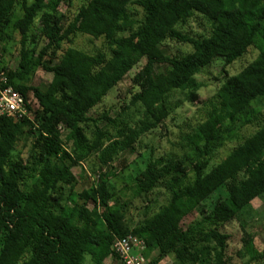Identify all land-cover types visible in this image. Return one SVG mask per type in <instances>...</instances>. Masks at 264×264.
<instances>
[{
	"label": "trees",
	"instance_id": "obj_1",
	"mask_svg": "<svg viewBox=\"0 0 264 264\" xmlns=\"http://www.w3.org/2000/svg\"><path fill=\"white\" fill-rule=\"evenodd\" d=\"M52 1L66 10L59 12ZM16 5L22 10L13 23L20 34L19 62L5 74L24 96L27 114L0 115V264H104L110 257V264H123L112 245L126 235L144 242L145 258L155 248L159 256L195 259V248L212 242L214 264H225L229 235L222 227L243 219L254 198H264V114L243 120L254 130L211 167L210 149L220 132H230L234 120L264 98V0H0V29ZM196 13L210 23L207 36L178 29ZM77 35L101 39L105 47L77 48ZM167 39L191 50L166 54ZM251 46L255 58L201 101L204 117L182 135L194 157L150 155L134 176V196H145L147 204L137 221L129 219L128 204L109 185L113 160L164 122L174 91L195 102L203 86L195 76L218 59L224 72ZM142 58L129 99L141 106L142 117L114 133L95 123L88 135L90 110ZM36 67L51 74L44 89L26 78ZM30 94L37 106L29 103ZM92 156L98 178L79 191L71 169ZM158 186L165 192L161 204L149 199ZM220 187L225 197L184 228L183 219ZM239 256L243 264H264V250L250 233L242 237Z\"/></svg>",
	"mask_w": 264,
	"mask_h": 264
},
{
	"label": "rangeland",
	"instance_id": "obj_2",
	"mask_svg": "<svg viewBox=\"0 0 264 264\" xmlns=\"http://www.w3.org/2000/svg\"><path fill=\"white\" fill-rule=\"evenodd\" d=\"M51 5H55V8L59 12L66 10V6L62 2L55 4L52 1ZM50 8H47L45 11L47 13L51 12L52 9ZM136 9L139 11V8ZM21 15V6L16 5L10 17L0 29V37H2V40H0V70H3L5 73L8 70L18 68L20 34L14 28L13 23ZM35 24L38 32L40 30L39 18H36ZM178 29L193 37H203L209 34L211 26L204 16L196 13L185 25L178 26ZM74 46L88 52L105 47L101 39L93 38L89 35H77ZM162 48L166 54L176 55L189 52L191 45L167 39L164 41ZM33 51H35V44L29 45V58H31ZM257 52L255 47H249L242 57L225 66L224 72L222 71V60L219 59L202 69L201 73L195 76L203 84L198 91V99L195 102H188L184 100L185 94L183 92L174 91L169 97L171 112L164 122L153 130L142 134L138 138L137 143H135L132 152L119 154L113 160L110 171L115 173V176L110 178L109 185L115 197L128 204L129 219L137 221L143 213L144 206L147 204L145 196H134L133 187L135 182L134 176L144 168L149 156L158 157L162 154H182L183 152H187L190 155L189 157H194V154L185 145L182 135L186 132H191L193 126L204 117L206 109L201 104V101L212 96L226 76L239 72L255 58ZM144 63L145 58H142L116 86L109 90L102 101L90 110L89 116L94 122H88L86 129L88 135H90L89 133L95 123L107 131L114 133L117 127L123 123L134 126L142 117L141 106L139 104H130L129 99L132 90L136 89L133 86L132 77ZM28 77L29 83L44 89L51 79V74L40 67H36L34 72L26 78ZM28 101L31 103V106H37V102L32 94L29 95ZM253 114H257V116L264 114V98L254 100L250 104L248 115L237 117L231 125L230 132H220L219 139L214 142V145L210 149V151L212 150L209 161L210 167L225 157L241 141V137L254 130L252 123L242 124L243 120H247ZM110 120H114L113 123L116 126ZM62 135L64 136V131H62ZM104 170H106L105 167L101 169V171ZM71 171L77 180L74 188L79 191L82 188H88L98 178L99 170L95 156L74 165ZM164 195V188L158 186L150 193L149 199L153 200L157 198L158 204H161L163 203ZM225 195V188H218L200 204L198 212H194L183 219L182 226L185 228L189 223L200 219L203 214L209 212L214 204L222 200ZM222 230L229 235L225 264H243V259L239 256V250L242 247V237L246 233H250L253 236L256 248L264 250V198H254L251 201L247 215L241 220L230 221L222 227ZM194 254L195 259L187 258L179 260L172 253L159 256L158 250L152 248L148 250L146 258L150 261L155 260V264H214L215 250L212 242L199 244L195 248ZM111 259V257L106 259L104 264H110Z\"/></svg>",
	"mask_w": 264,
	"mask_h": 264
},
{
	"label": "built area",
	"instance_id": "obj_3",
	"mask_svg": "<svg viewBox=\"0 0 264 264\" xmlns=\"http://www.w3.org/2000/svg\"><path fill=\"white\" fill-rule=\"evenodd\" d=\"M27 114L24 96L8 83V77L0 70V115L23 117ZM144 242L132 235L116 238L112 248L123 264H149L141 254Z\"/></svg>",
	"mask_w": 264,
	"mask_h": 264
}]
</instances>
